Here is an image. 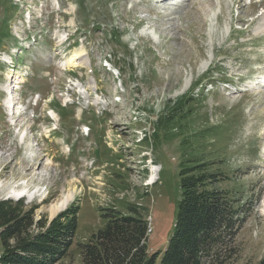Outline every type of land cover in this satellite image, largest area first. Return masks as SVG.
I'll return each instance as SVG.
<instances>
[{"label": "rangeland", "instance_id": "374dc122", "mask_svg": "<svg viewBox=\"0 0 264 264\" xmlns=\"http://www.w3.org/2000/svg\"><path fill=\"white\" fill-rule=\"evenodd\" d=\"M174 2L161 12L156 0H0V200L22 199L47 223L77 204L69 255L56 264H80L77 246L106 209L129 214L130 205L147 218L159 264L180 199L181 138L156 123L186 93L193 129L215 134L222 187L248 206L238 251L221 264L264 258V0ZM24 187L26 196H9Z\"/></svg>", "mask_w": 264, "mask_h": 264}, {"label": "trees", "instance_id": "16d2710c", "mask_svg": "<svg viewBox=\"0 0 264 264\" xmlns=\"http://www.w3.org/2000/svg\"><path fill=\"white\" fill-rule=\"evenodd\" d=\"M188 94L156 123L168 139L181 138L180 199L159 264H221L238 251L235 239L248 206L237 197L236 189L222 187L229 176L221 169L224 162L219 152L210 149L213 142L209 139L215 134L207 128L193 129L189 115L194 99ZM59 112L63 118L64 110ZM25 207L22 199L0 200V264L60 262L73 243L77 204L67 206L48 223L34 218L35 207ZM128 209L129 214L115 207L106 209L104 225L77 246L80 264H155L159 252L148 251L147 218L136 205ZM257 264H264V258Z\"/></svg>", "mask_w": 264, "mask_h": 264}, {"label": "bare ground", "instance_id": "6f19581e", "mask_svg": "<svg viewBox=\"0 0 264 264\" xmlns=\"http://www.w3.org/2000/svg\"><path fill=\"white\" fill-rule=\"evenodd\" d=\"M78 56H80V55H78L77 53H73L72 56H71V59H75ZM5 61L8 62V60H5ZM12 77L13 76L11 75V78ZM13 87H14V85L12 86V88ZM8 90H9V87H8ZM156 168H158V166ZM152 171H153V174L149 177V180L147 181V184L153 183L154 179L156 178V169L154 170V168H153ZM25 192L28 193V190H26L25 187H24V189H22V188L21 189H11L10 192H8V193H9L10 197H19V196L22 197V196H26L27 195ZM39 192H40V190H36L33 193H37L38 194ZM72 193L73 192H68L58 202H53L54 204H52L51 207H50L51 214L56 213L60 209H63L69 203L71 198L73 197ZM263 213H264V211H263ZM148 232H149V228H148Z\"/></svg>", "mask_w": 264, "mask_h": 264}]
</instances>
